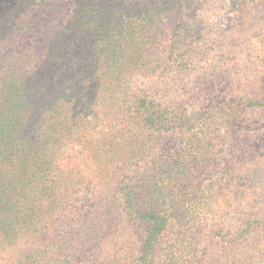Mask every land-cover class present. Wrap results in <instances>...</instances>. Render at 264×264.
Returning <instances> with one entry per match:
<instances>
[{
	"label": "trees",
	"instance_id": "16d2710c",
	"mask_svg": "<svg viewBox=\"0 0 264 264\" xmlns=\"http://www.w3.org/2000/svg\"><path fill=\"white\" fill-rule=\"evenodd\" d=\"M20 2L12 28L41 35ZM63 2L47 79L0 63V264H256L264 84L225 58L264 64V0L238 1L244 39L214 52L199 1Z\"/></svg>",
	"mask_w": 264,
	"mask_h": 264
},
{
	"label": "rangeland",
	"instance_id": "374dc122",
	"mask_svg": "<svg viewBox=\"0 0 264 264\" xmlns=\"http://www.w3.org/2000/svg\"><path fill=\"white\" fill-rule=\"evenodd\" d=\"M23 3V10L25 7L28 8L32 3L36 2L35 7L38 11L34 9L31 10V14H37L39 20H46L48 22V27L46 30L42 31V34L34 37L38 31V25L33 23L31 31L26 29V33L23 31H17L13 29L15 24V16L18 12V8ZM59 1H64L62 4V9H68L70 2L72 0H0V63L4 55L14 54L16 56L17 62H15V67L21 74H24V80L29 84L42 83L49 76L50 66H47V59L44 55L47 53L46 41L51 35V31L60 30L59 27L61 23V12L58 14L55 13V6L59 8ZM185 1H199L201 9L197 11L198 16H203V19L206 20L204 33L208 34L207 38L211 39L208 43L201 44L202 51H217V47L225 42H232L237 45L244 39V36L241 34L243 30L242 24V15H241V6L238 1L243 0H185ZM249 1H259V0H249ZM238 2V4H237ZM202 4V5H201ZM27 5V6H24ZM199 7V6H198ZM250 9V7H249ZM55 19V22H54ZM44 22V21H43ZM205 21H203L204 23ZM19 35L15 38L16 43L11 46L5 47L2 43L4 38L7 36L13 35L15 33ZM45 32V33H44ZM34 37V38H33ZM256 38H252L251 41H255ZM213 43H216L213 45ZM7 48L8 50H6ZM251 48V47H250ZM260 50V48H259ZM241 52V51H240ZM232 53L229 57L225 59H234L239 67H245L249 70V74H246L245 78L242 77L243 85H247L248 89L258 83L264 84L263 74H264V64L257 65V61L254 58L258 53ZM260 53V52H259ZM231 63V62H229ZM245 63V64H244ZM260 67V70L257 68ZM52 71V70H51ZM239 71V70H235ZM246 71V70H245ZM52 73V72H51ZM52 75V74H51ZM40 87L46 88L49 90L53 86H49L44 82ZM27 89V87H26ZM218 96V94H216ZM223 96V95H222ZM256 125H254V131L260 135L264 133V114L257 115ZM41 127V125H39ZM259 136V135H258ZM256 147V145H255ZM254 147V148H255ZM253 148V149H254ZM257 150V148H255ZM258 155V156H257ZM242 156V155H241ZM256 158L253 162L251 169V185L255 193L264 192V153L262 154L256 152ZM241 159V158H240ZM259 205H263V199L259 200ZM263 210L262 207H260ZM264 225V224H263ZM260 233L264 237V227ZM242 248L240 253H245L246 249ZM256 260V264H264V252H261Z\"/></svg>",
	"mask_w": 264,
	"mask_h": 264
}]
</instances>
